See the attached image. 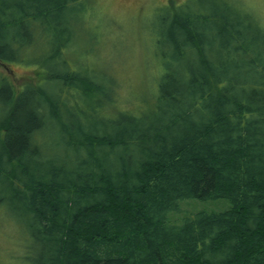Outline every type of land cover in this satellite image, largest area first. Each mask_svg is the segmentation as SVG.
<instances>
[{
  "label": "trees",
  "instance_id": "1",
  "mask_svg": "<svg viewBox=\"0 0 264 264\" xmlns=\"http://www.w3.org/2000/svg\"><path fill=\"white\" fill-rule=\"evenodd\" d=\"M221 1L157 10L161 74L120 95L66 55L91 0H0V62L38 77H0V208L25 264H264V28Z\"/></svg>",
  "mask_w": 264,
  "mask_h": 264
},
{
  "label": "rangeland",
  "instance_id": "2",
  "mask_svg": "<svg viewBox=\"0 0 264 264\" xmlns=\"http://www.w3.org/2000/svg\"><path fill=\"white\" fill-rule=\"evenodd\" d=\"M210 1L215 0H91L89 3L91 9L95 8L93 11L86 10L87 5L82 2L85 9L78 13L79 17L81 16L79 19L81 23L76 25L78 30L73 46L66 50L67 58L72 67L83 61L88 62L92 72L102 71L111 78L114 74L117 76L116 93L118 94L119 90L120 95H132L142 88V80L146 82L150 79L153 83L161 74L159 69L162 59L160 54L158 55L159 48L156 46V39L160 40L159 33L162 29L158 21L161 11L157 10L163 11L168 7L177 9L188 2L190 10L196 11V7L201 6L200 12L209 13L212 12ZM221 2H228L246 22V27L257 28L256 21L259 27L264 28V0H222ZM108 29L112 32L106 35ZM141 36L144 41H146L145 37L149 41L145 43ZM120 37L122 40L120 43L123 45H120L121 53L117 50ZM144 43L147 46L148 56L143 55ZM122 57L123 62L114 66L113 64L119 58L121 61ZM1 74L8 77L15 91H19L22 83L38 79L31 66L26 69L15 63L0 62V77ZM45 135L46 142L52 143L57 139L53 131H48ZM181 207L192 209L190 205L183 204ZM196 207L223 208L224 203H200ZM21 235L19 224L15 223L1 207L0 264H25L24 259L29 252L24 244V236Z\"/></svg>",
  "mask_w": 264,
  "mask_h": 264
},
{
  "label": "bare ground",
  "instance_id": "3",
  "mask_svg": "<svg viewBox=\"0 0 264 264\" xmlns=\"http://www.w3.org/2000/svg\"><path fill=\"white\" fill-rule=\"evenodd\" d=\"M1 130L3 129V128H0ZM184 203V202H183ZM183 203H182V205H183ZM222 208H214L213 209V211H218V210H221ZM37 262H38V260H34V259H31L30 261H29V264H37Z\"/></svg>",
  "mask_w": 264,
  "mask_h": 264
}]
</instances>
